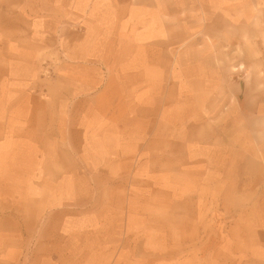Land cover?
Here are the masks:
<instances>
[{"label": "rangeland", "instance_id": "rangeland-1", "mask_svg": "<svg viewBox=\"0 0 264 264\" xmlns=\"http://www.w3.org/2000/svg\"><path fill=\"white\" fill-rule=\"evenodd\" d=\"M0 264H264V0H0Z\"/></svg>", "mask_w": 264, "mask_h": 264}, {"label": "crops", "instance_id": "crops-1", "mask_svg": "<svg viewBox=\"0 0 264 264\" xmlns=\"http://www.w3.org/2000/svg\"><path fill=\"white\" fill-rule=\"evenodd\" d=\"M102 47H103V50H100V52H103L105 50V46H102ZM108 47L109 46H107V51L109 50ZM91 73L92 72H90V74L86 76L85 74H80L77 71H75V73L71 74V77H72L73 81H75L74 83L76 85H78V84H96V82L98 83L99 82L98 79H101V78L98 77V79L95 80V78H92Z\"/></svg>", "mask_w": 264, "mask_h": 264}]
</instances>
